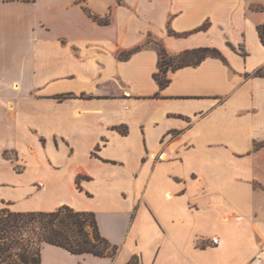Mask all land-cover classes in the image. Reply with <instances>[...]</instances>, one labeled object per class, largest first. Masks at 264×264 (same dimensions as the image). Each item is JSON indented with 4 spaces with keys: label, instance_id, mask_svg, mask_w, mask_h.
I'll return each mask as SVG.
<instances>
[{
    "label": "crops",
    "instance_id": "0c3cea01",
    "mask_svg": "<svg viewBox=\"0 0 264 264\" xmlns=\"http://www.w3.org/2000/svg\"><path fill=\"white\" fill-rule=\"evenodd\" d=\"M259 27L264 0H0V210L92 212L119 248L41 264H264ZM159 47L220 57L161 88Z\"/></svg>",
    "mask_w": 264,
    "mask_h": 264
},
{
    "label": "trees",
    "instance_id": "16d2710c",
    "mask_svg": "<svg viewBox=\"0 0 264 264\" xmlns=\"http://www.w3.org/2000/svg\"><path fill=\"white\" fill-rule=\"evenodd\" d=\"M258 32L264 44V28L259 27ZM131 53L127 52L125 58ZM157 53L158 72L154 78L161 88L169 82L168 71L196 66L207 57H220L217 50L210 48L169 56L159 47ZM45 244L59 247L73 255L87 254L99 258L114 259L119 251L118 246L100 234L92 212H78L67 206L51 212L17 213L8 209L0 210V264L5 261L3 256L7 251H14L9 256L16 257L15 264H41L40 251ZM125 264H141L140 257L133 255Z\"/></svg>",
    "mask_w": 264,
    "mask_h": 264
},
{
    "label": "rangeland",
    "instance_id": "374dc122",
    "mask_svg": "<svg viewBox=\"0 0 264 264\" xmlns=\"http://www.w3.org/2000/svg\"><path fill=\"white\" fill-rule=\"evenodd\" d=\"M11 253H14V251H7L5 254H4V259L5 261L2 262V264H15V259L16 257L14 256H9V254Z\"/></svg>",
    "mask_w": 264,
    "mask_h": 264
}]
</instances>
